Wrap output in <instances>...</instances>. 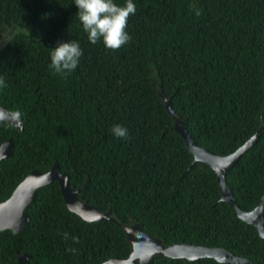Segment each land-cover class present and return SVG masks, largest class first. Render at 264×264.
<instances>
[{"label": "trees", "instance_id": "obj_1", "mask_svg": "<svg viewBox=\"0 0 264 264\" xmlns=\"http://www.w3.org/2000/svg\"><path fill=\"white\" fill-rule=\"evenodd\" d=\"M123 6L125 0H114ZM130 42L119 50L92 44L74 0H0V106L22 124L0 118V203L32 171L53 163L78 197L110 219L85 221L70 211L59 183L41 187L25 208L26 226L0 231V264H106L126 258L122 225L138 222L162 245L222 247L264 264V238L221 199L216 174L194 161L174 129L215 154L258 139L225 175L236 205L253 209L264 193V0H133ZM78 41L77 68L57 74L50 50ZM128 129L118 138L112 128ZM264 215V211H263ZM109 264V263H107ZM151 264H225L155 254Z\"/></svg>", "mask_w": 264, "mask_h": 264}, {"label": "water", "instance_id": "obj_2", "mask_svg": "<svg viewBox=\"0 0 264 264\" xmlns=\"http://www.w3.org/2000/svg\"><path fill=\"white\" fill-rule=\"evenodd\" d=\"M4 36L0 34V45L4 41ZM165 108L174 116V129L183 138L185 145L193 155L194 161H203L210 165L216 174V178L221 189V199L229 203L236 211L237 216L243 221L256 227L258 234L264 238V193L259 203L251 210H242L236 203L234 196L225 180L226 172L233 167L239 157L258 139V134L254 133L247 141L239 146L235 151L227 154H215L206 146L197 145L187 132L183 120L177 117L169 100H165ZM0 118L6 120L12 126L21 130L22 124L12 113L0 106ZM13 154V138L4 141L0 146V162L10 158ZM57 181L60 186L62 197L67 208L79 215L85 221H101L105 218L112 221V209L100 211L94 205L88 204L78 197V193L83 191L87 180L79 189H74L68 180V174L61 172L55 162L46 173L37 171L30 172L15 188L11 196L0 203V231L10 230L12 234L20 232L28 222L25 208L34 201L36 191L44 186ZM125 237L130 243V251L126 258L110 257L106 262L109 264H151V259L155 254H162L170 258H185L192 261L199 258H212L217 262L225 264H251L245 257L231 254L222 247H208L205 245L191 243H173L162 245L160 239L142 231L138 222L130 225H122ZM30 258L29 254L19 253L16 255L15 264H25ZM105 262V263H106Z\"/></svg>", "mask_w": 264, "mask_h": 264}, {"label": "clouds", "instance_id": "obj_3", "mask_svg": "<svg viewBox=\"0 0 264 264\" xmlns=\"http://www.w3.org/2000/svg\"><path fill=\"white\" fill-rule=\"evenodd\" d=\"M74 3L78 8L76 15L90 43L102 42L106 49L116 51L130 42L127 26L129 17L136 13L133 0H125L123 6L114 0H74ZM82 55L78 41L60 42L50 50L49 67L57 74L67 75L77 68ZM0 86H6L2 77ZM112 132L121 139L128 136V129L121 125L113 126Z\"/></svg>", "mask_w": 264, "mask_h": 264}, {"label": "rangeland", "instance_id": "obj_4", "mask_svg": "<svg viewBox=\"0 0 264 264\" xmlns=\"http://www.w3.org/2000/svg\"><path fill=\"white\" fill-rule=\"evenodd\" d=\"M4 36V35H3ZM5 38V37H4Z\"/></svg>", "mask_w": 264, "mask_h": 264}]
</instances>
